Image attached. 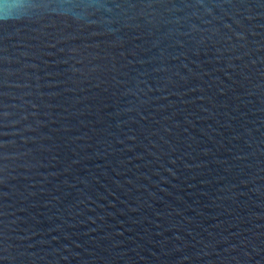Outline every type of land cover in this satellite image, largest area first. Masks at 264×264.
<instances>
[{"label":"water","instance_id":"1","mask_svg":"<svg viewBox=\"0 0 264 264\" xmlns=\"http://www.w3.org/2000/svg\"><path fill=\"white\" fill-rule=\"evenodd\" d=\"M0 264H264V0H0Z\"/></svg>","mask_w":264,"mask_h":264}]
</instances>
